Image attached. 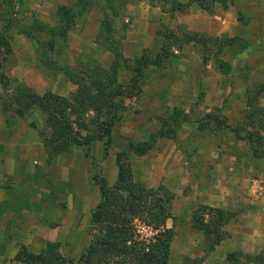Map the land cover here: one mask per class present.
<instances>
[{"label":"rangeland","instance_id":"1","mask_svg":"<svg viewBox=\"0 0 264 264\" xmlns=\"http://www.w3.org/2000/svg\"><path fill=\"white\" fill-rule=\"evenodd\" d=\"M137 1L124 0L120 14L114 17L110 36L100 35L104 29L103 21L111 13L108 0H90L91 3L84 6L79 0L0 2L2 23L8 22L10 25L8 31L14 43L12 53L4 63V71L15 82L10 90L0 94L3 101L11 103L10 108L5 110V116L11 127L24 133V136H32L31 150H35V142L39 140L48 154L43 164H37V168L33 165L26 167V174L18 173L14 183L10 184L13 200L0 207V264H23L15 259L19 251L25 248L47 256L48 260L51 252H57L65 258L63 264L79 262L93 239L91 222L95 208L89 209V203L83 196H73L76 206L71 210L63 232L58 235L61 241L50 236L49 227H55L60 222L58 211L66 210L69 203L67 197L72 194L84 191L85 195L96 197L98 204L102 199L100 181L104 180L113 187L119 175V163L126 166L136 184H142L147 189L164 184L173 192V217L168 219H176L173 212L175 198L182 197V194L199 197L197 192L206 186L205 182L199 180L201 173L205 174V170L199 168L202 154L199 144L202 138L214 139L217 134L215 130H222L206 114L217 113L224 119L225 127H232L228 124L227 114L231 116L246 96L249 98L250 110H247L246 118L237 128L244 132L255 130V147L264 151V100L261 99H264V0H226L228 6L238 3L243 6L246 3L247 9H244L247 11L237 12L241 22L239 29L235 33L218 35L220 40L203 36L207 34H197L198 38L207 40L206 50L200 44L204 59L209 61V67L204 69L200 61L192 57L185 63L180 60L181 54L177 49H181L184 44H177L175 39L168 42L169 54L161 58L160 62L157 57L165 41L156 48L154 54L146 46L135 55L134 43L122 44L128 23H132V18L136 17L131 12L135 11ZM202 1L208 5L215 4V0ZM120 2L123 1H111L114 5ZM126 16L129 20L125 21ZM66 21H72L68 30ZM41 22L44 26L40 27ZM175 28L162 27L159 31L169 36L172 31L180 35L176 31L185 29ZM109 37L120 43L122 51L117 80L113 85L114 88L117 85L121 87L120 95L114 100L116 106L101 115L92 106L80 112L79 102L68 106L64 117L61 113L56 115L69 122L64 133L69 134L67 139L71 144L58 151L46 146L44 137H50L55 127L49 121L45 109L30 103V91L40 96L58 95L75 99L80 95L79 86L71 81L68 70H77V76L81 77H86L83 70H88L93 77L97 65L109 69L116 57L108 47ZM225 38H230V41L223 42ZM189 67L191 72L192 69H202L206 75L213 76L219 72L225 77L229 92L222 107H214L212 111L206 112L203 104L205 87L200 77L190 73ZM249 80L251 83L246 90L243 84ZM248 113H252L251 117ZM203 130L204 133L200 134ZM146 144L148 149L141 152ZM201 195L202 198H195L196 203L192 208V231L186 229L181 233L180 241L190 245L192 239H199L202 253L195 257L186 255L179 249V242H176L174 252L173 239L179 232L167 226V219L159 224L163 229L174 230L168 264L171 258L177 262L182 260L183 264H203L211 251L213 237L207 236L205 230L196 226L193 220L197 212L209 227L215 226L214 216L204 208L210 205L203 202L205 197ZM41 196L58 210L51 207L42 212L43 206L39 202ZM24 209L32 212L20 215ZM40 212L44 214L45 222H40V217L36 216ZM151 221L148 213L134 215L129 224V252H117L111 254L110 258L100 259L103 264H139L140 257L137 254L144 236L138 227ZM104 224L96 226L97 230H101ZM52 244H56L57 248L52 249Z\"/></svg>","mask_w":264,"mask_h":264},{"label":"crops","instance_id":"2","mask_svg":"<svg viewBox=\"0 0 264 264\" xmlns=\"http://www.w3.org/2000/svg\"><path fill=\"white\" fill-rule=\"evenodd\" d=\"M180 1L187 2L190 5L184 11L176 10L171 13L151 0H138L134 5L135 11L131 12L132 15L136 14V17L132 18V23H128L125 32L126 37L123 39L122 44L134 43L135 55L139 54L146 46H149L151 53L154 54L156 48L166 40L165 36L159 31L162 27L185 28L176 31L180 35L184 31L212 36L229 32L235 33L241 25L237 12L239 10L247 11L245 10L247 9L245 7L247 6L246 3H244V7L240 3H238L239 5L231 4L225 7L218 1H215L214 5L206 4L204 6L193 0ZM0 2L2 3V0ZM15 3L19 6V3ZM126 20H129L128 16L125 17ZM12 44L14 45L13 42ZM177 51L181 54L180 60L182 62L185 63L189 57H192V59L200 61L202 69L209 67V61L204 59L203 49L199 43L184 44ZM188 63L191 64V61ZM202 69L200 71L192 69L191 72V67H189L188 70L196 77H200L201 84L205 87L203 104L206 107V112H210L214 107L223 106L224 98L228 95L229 89L225 77H222L219 72L213 76L206 75L202 72ZM14 82V78H10V89ZM25 82L32 86L30 81L25 79ZM250 83L251 80L243 84L244 89L248 90L247 87ZM2 91L7 90L0 83V94ZM248 101L249 98L246 96L245 99L241 100V106L232 112L233 116L227 114L229 117L228 124L232 127H223L220 131L215 130L217 134L214 139L202 138L199 144V150L202 153L199 168L205 170V174L201 173L199 180L201 183L205 182L206 186L201 192L198 191L197 195L202 198L201 194H204L203 202L210 206L231 210L235 213L233 219L223 226V230L227 232L226 237L215 248L211 249L209 255L204 258L203 264H264V155L256 156L248 138H242L241 136L245 132L237 128L246 118L247 110H250ZM205 131L214 132L211 130ZM203 133L204 130L200 131V134ZM31 141V135L24 136V133H20L9 125L5 116L4 101L0 96L1 208L13 200L10 184L14 183L15 175L18 173L25 175L26 167L30 168L33 165L37 168L39 167L37 164H43L48 157L45 146L41 141L37 140L35 142V150H31ZM77 195L86 199L85 201L89 203V209L97 206L96 197L85 195L84 191H79L72 194L71 197H67L69 200L68 207L64 212H62L63 210L58 211L60 212V222L55 227H49L51 237L57 239L59 233L63 232L68 217L71 215V210L76 206V202L73 203V196ZM182 195V197L177 196L173 203V212L176 219H168L167 226L173 227L179 232L173 239V251L176 242H179L178 246L182 253L195 257L202 253V248L198 245L200 240L193 241L192 239V246V241L189 242L190 245L186 242L182 243L180 241L182 235L180 236V234L186 229L187 231L192 229V208L196 203L195 198L199 197H192L189 194ZM39 202L43 206L42 212L49 210L51 207H56L53 206V203L46 201L43 196L40 197ZM56 208L58 210V207ZM31 212L24 209L19 214L24 216ZM42 212L37 213L36 216L40 217V222H45ZM7 215H9V212H7ZM187 224L189 225L187 226ZM28 228L30 230V226ZM178 237L179 241H177ZM57 240L61 241L59 238ZM9 246L10 244H8ZM173 251L174 257L175 251ZM15 261L28 264L17 258ZM169 264L183 263L182 260L177 262L175 258H171Z\"/></svg>","mask_w":264,"mask_h":264},{"label":"trees","instance_id":"3","mask_svg":"<svg viewBox=\"0 0 264 264\" xmlns=\"http://www.w3.org/2000/svg\"><path fill=\"white\" fill-rule=\"evenodd\" d=\"M111 1L112 0H108L107 4L111 13L107 14L105 20L103 21L104 29L100 33L101 36H110V34L113 33L114 17L120 14V8L123 4H125L124 0L117 5L112 4ZM151 1L160 4L164 9H167L171 13L176 10L184 11L190 5L189 3L182 2L180 0ZM193 1L199 2L203 6L206 5L202 0ZM215 1L220 2L225 7L228 6L226 0ZM79 3L84 6L91 2L90 0H79ZM62 8L65 9L64 7ZM66 22L68 24L66 26V30H68L72 21ZM9 26L8 22L6 24L2 23V18L0 16V83H2L3 87L7 91L10 89V77L4 71V63L13 50L11 36L8 31ZM41 26H44L42 22L40 23V27ZM197 34L199 33L184 31L182 35H177L174 31H172L169 36L165 35V44L162 45L161 52L157 57L158 61L160 62L161 58L168 56L169 50L167 46L170 39H175L177 44H187L192 42L199 43L202 44L206 50L207 40L198 38ZM64 36H66V33ZM203 36L214 38L213 40H220L218 36ZM229 41L230 38H225L223 42L228 43ZM107 42L109 49L113 51L116 56L109 69H105L102 68L101 65H97L94 69L93 77L92 75H89L88 70H83L85 71L84 73L86 77L77 76V70H68L67 74L71 81L79 86L78 92L80 95H77L75 99H69L68 97L58 95L40 96L37 93L28 90L30 91L28 96L30 103L37 104L45 109L49 116V121L54 124L53 126L55 127V131L51 133L50 137H44L46 146H51L53 149L58 151L63 150L66 146L71 144L67 139L69 134L67 135V133H64L65 128L67 126L69 127V122L62 120L56 115L61 113L63 115L62 117H64V111L67 110L68 106L72 107L74 104L77 105L79 102L78 106L80 108V112L81 110H83L82 112H85V110L92 106L98 112V115L107 113L105 110H109L116 106L114 100L118 95H120L121 87L116 84L117 86L114 88L113 85L117 80L122 51L120 43L116 40L109 37L107 38ZM142 59L139 61H142ZM90 78H92L91 82H87ZM77 99L80 100L78 101ZM4 102L5 110L9 109L11 103L7 101ZM251 115L252 113H248L249 117H251ZM206 117L216 121L218 128L225 127L224 119H221L217 113H207ZM245 131V134L241 135L242 138H248L254 148L256 156H263L264 151H259V148L255 147V130ZM164 135L168 136L169 134ZM170 136L173 137L175 135ZM262 138H264V136ZM147 149L148 147L146 144V147H142L141 152H145ZM100 188L102 199L92 212V242L88 250L80 257L79 262H72L74 264H103L100 259H105L107 257L110 258L111 254H115L117 252L128 253L129 247L127 246V241L128 237L131 236L129 233L131 230L129 224L133 221L134 215L139 213H148L153 221L147 224L153 226L155 229H158V233L155 236V241L149 244L142 241L140 251H138L137 254L140 257L139 264H168L169 245L174 237V230L168 228L163 229L160 227V224L161 222H165L169 217H173L171 207L172 201L175 197L174 193L171 192L164 184H160L157 188L148 189L142 184H136L132 180L129 170L121 163H119V175L116 184L113 187H110L106 181L102 180L100 181ZM161 191L163 192L162 194H160ZM204 208L214 216L215 226L209 227L208 223L203 220V217L197 215V212L194 213L193 220L196 226L205 230L207 236L213 237L210 245V248L213 249L223 238L226 237L227 232L223 230V226L233 219L235 213L231 210L212 206H204ZM152 222H156V224H153ZM102 223H105L103 228L101 230H97L96 226ZM51 247L52 249L57 248L56 244H52ZM17 259L23 260L28 264H50L56 262H58V264H63L65 260V258L57 252H51L50 259L48 260L47 256L36 254L29 251L27 248L19 251Z\"/></svg>","mask_w":264,"mask_h":264},{"label":"built area","instance_id":"4","mask_svg":"<svg viewBox=\"0 0 264 264\" xmlns=\"http://www.w3.org/2000/svg\"><path fill=\"white\" fill-rule=\"evenodd\" d=\"M138 231L143 234V240L149 244L155 241V236L158 233V229H155L153 226L144 224L138 227ZM149 249V248H147Z\"/></svg>","mask_w":264,"mask_h":264}]
</instances>
